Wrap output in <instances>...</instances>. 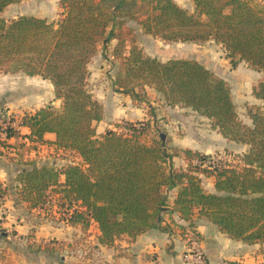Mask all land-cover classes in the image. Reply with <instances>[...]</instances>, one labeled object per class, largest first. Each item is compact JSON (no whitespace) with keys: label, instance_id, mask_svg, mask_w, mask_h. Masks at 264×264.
<instances>
[{"label":"trees","instance_id":"obj_1","mask_svg":"<svg viewBox=\"0 0 264 264\" xmlns=\"http://www.w3.org/2000/svg\"><path fill=\"white\" fill-rule=\"evenodd\" d=\"M21 1L0 0V74L22 71L50 80L61 106L23 114L24 136L78 156L60 166L21 169L14 178L21 201L31 209L43 208L56 195L68 226L86 229L93 220L99 243L115 247L123 237L168 230L160 223L161 212L169 191L177 188L171 210L185 221L197 213L230 238L264 243V0H191V11L175 0H57L56 20L2 17L8 5ZM130 22L165 42L212 39L223 46L233 67L244 60L261 71L262 79L251 88L261 104L249 106L250 123L240 119L223 77L195 59L161 61L145 54ZM109 43L111 55L119 59L115 91L137 99L136 88L149 87L167 104L205 116L222 137L247 145L241 164L211 167L204 165L205 153L181 148L186 167L174 166L177 152L161 137L150 144L140 140L149 122L141 121V127L129 122L98 135L94 123L102 118V104L86 80L88 64ZM47 132L54 133L53 141L44 139ZM7 135L21 134L9 128ZM200 174L214 177L213 191L203 188ZM5 191L0 186V197Z\"/></svg>","mask_w":264,"mask_h":264},{"label":"rangeland","instance_id":"obj_2","mask_svg":"<svg viewBox=\"0 0 264 264\" xmlns=\"http://www.w3.org/2000/svg\"><path fill=\"white\" fill-rule=\"evenodd\" d=\"M175 1L187 10L193 9V4L188 0ZM60 10L57 0H22L8 5L1 15L5 19L27 14L56 20ZM129 24L135 30L138 44L145 54L161 61L171 58L195 59L223 77L230 86L240 119L243 122L249 120L248 108L255 104H249L244 96L249 94L250 83L262 79L261 71L255 70L244 60H240L237 66L233 67L226 50L212 39L198 42H165L158 37L144 34L134 22ZM111 44L109 43L105 51L99 47L98 53L88 64L89 74L86 80V86L94 98L105 104L102 125L108 121L113 124L112 127L122 128L132 122L136 127H141V121L149 122L143 126L145 129L140 133V140L147 144L158 142L160 133H164L162 141L167 148L175 150L176 154H181V148L172 144L173 136L187 140L186 143L199 138V142L204 141L206 144L215 140L213 136L218 131L208 118L180 104H167L149 87H137L140 95L137 99L115 91L113 78L119 66V59L111 55ZM243 83L247 85L241 87ZM45 105H51L53 108L61 106V100L55 98L49 79L39 75H27L22 71L0 74V112L9 110L23 115ZM185 125L190 126L189 129L186 128L187 131ZM24 128L19 127V137L9 138L8 145H3L4 152L1 154H8L10 157L28 156L26 158H29V154H36L40 158L44 157L40 160H44L46 164H60L64 159H78L72 152H64L56 147L48 148L46 143L30 141L21 133ZM231 144L233 142L228 140L227 146L205 153L209 159L204 165L239 166L244 151L236 150ZM200 179L205 190L213 191V176L200 174ZM11 188L13 189V186ZM11 195H17L19 199L17 190L5 191L3 197H0V264H119L113 257L132 254L128 250L132 240L127 237L116 240L115 247L100 244L99 230L93 220L89 221L86 229L68 226L62 219L66 211L58 205L60 198L56 195H50L52 197L48 206L34 209L20 199L14 200L15 202L10 200L7 206H3L5 198L11 199ZM182 229L186 242L187 230H193L187 224ZM150 255V264H157L156 253ZM127 262L135 263L132 260Z\"/></svg>","mask_w":264,"mask_h":264},{"label":"crops","instance_id":"obj_3","mask_svg":"<svg viewBox=\"0 0 264 264\" xmlns=\"http://www.w3.org/2000/svg\"><path fill=\"white\" fill-rule=\"evenodd\" d=\"M188 1L192 3L191 0ZM256 83L257 82L250 83V89L248 91L249 94L247 96H244V99H246L249 104L259 105L261 104V101L251 94V88ZM244 85H247V83H243L241 87H244ZM98 101L102 104V110L105 111L104 102H102L101 100ZM103 111L102 118L104 116ZM102 118L94 123L95 131L98 135L104 132L105 129L112 128L113 125L108 121H105L102 125ZM244 122L250 123V119ZM97 123H99V125ZM184 127L185 129L190 128L189 125H185ZM27 132L28 128L25 127L21 133L26 134ZM213 138L215 140L212 143L206 144L204 143V141L199 142V140H201L200 138L198 140L194 139L190 143H186L187 140H184L180 137L177 138V136H173L172 144L177 146L178 148H190L192 150H198L204 153H211L215 151V149H220L221 147L227 146L228 139L222 137L219 132H215ZM44 139L53 141L55 139V135L54 133L47 132L44 134ZM229 141L230 143L233 142V144H231L230 146L235 148L236 150L245 151L247 148L246 144L237 143L232 140ZM46 146L48 148L55 147L53 143H46ZM2 152H4V150H2ZM26 157L28 156L16 155L10 157L8 154H0V186L2 188H5L6 191L10 192L17 190L19 184L15 181L14 178L21 169H28L32 165L40 166L44 164V160H40L42 157L40 158V156H36V154H29V158ZM42 159H44V157ZM67 161L68 160L64 159L60 164L55 165L60 166ZM172 162L174 166H181L182 168H184L187 164L186 160L183 157V154H176L173 157ZM11 186H13V189L11 188ZM176 191L177 188H173L169 191L168 205L161 212L160 223L162 225L167 224L166 226H169L168 230L162 231L159 228H152L138 235L128 245V250L131 251L132 254H119L113 257L117 263L128 264L127 261L132 260L133 262H135L134 264H142L148 262V264H150V253H156L158 261L157 264H189L182 260V252L186 247L184 234H182V228H184L186 224L200 236V243L206 255L208 264L264 263V243L256 242L248 244L241 240L230 238L225 233L221 232L218 227L208 219L204 217H198L197 213L193 214L191 220L185 221L181 218L180 214L177 211H172L171 208ZM11 197V199L6 197V200H4L2 205L7 206L10 200L11 202H15L14 200L19 201L17 195H11Z\"/></svg>","mask_w":264,"mask_h":264},{"label":"built area","instance_id":"obj_4","mask_svg":"<svg viewBox=\"0 0 264 264\" xmlns=\"http://www.w3.org/2000/svg\"><path fill=\"white\" fill-rule=\"evenodd\" d=\"M22 115L9 110L0 112V149H3L2 141H8V129L18 130L22 125ZM25 127V126H24ZM42 143V142H41ZM264 174V171H263ZM186 247L182 259L189 264H208L206 255L200 245L199 236L195 231H188L186 234Z\"/></svg>","mask_w":264,"mask_h":264},{"label":"water","instance_id":"obj_5","mask_svg":"<svg viewBox=\"0 0 264 264\" xmlns=\"http://www.w3.org/2000/svg\"><path fill=\"white\" fill-rule=\"evenodd\" d=\"M160 137H161V139L163 140V138H164V133H160Z\"/></svg>","mask_w":264,"mask_h":264}]
</instances>
